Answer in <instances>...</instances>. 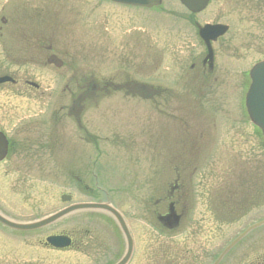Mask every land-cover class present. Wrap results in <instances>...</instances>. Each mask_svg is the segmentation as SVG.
Wrapping results in <instances>:
<instances>
[{
  "label": "rangeland",
  "instance_id": "obj_1",
  "mask_svg": "<svg viewBox=\"0 0 264 264\" xmlns=\"http://www.w3.org/2000/svg\"><path fill=\"white\" fill-rule=\"evenodd\" d=\"M157 26H159V23L153 26L154 30ZM253 32L255 33L254 36H258L256 39L253 38ZM261 34L263 36V41L264 33H261L253 25H240L238 28V35L248 39V41L251 42L252 47L262 45L258 41L261 39ZM53 45L54 47L57 45L62 47L60 43H54ZM68 46L70 47V45ZM68 50L73 52L75 55L78 54V52L80 53L79 62L80 64H84L85 68L90 69L91 71L94 68H98L97 72L101 74L106 72L108 68L107 64L109 63L107 58L102 59L100 57H95V60H93L92 56L87 54L86 50H83L81 47H79L78 50V48L73 46ZM260 57L261 54H259L258 58ZM100 62L101 64H99ZM247 62L251 63V60H247ZM230 64L231 63H227L225 66L228 65L230 67ZM45 78L46 83L50 84L49 78ZM44 88L48 89L49 87L44 85ZM44 88L39 93H36L33 90L31 91V95L34 97V104L29 105L31 114H39V111L42 110V108H40L39 100L43 98L54 103L60 102V99L54 91H48ZM222 94L224 96L221 106L222 115L220 113L219 115L228 116L230 115L227 113L228 111L235 110L237 112V108L235 106L237 100L234 92L227 91ZM15 103L19 105L21 104V102L17 99H15ZM43 107H45L44 109L46 111L48 109H54L49 105H45ZM158 114L159 115L152 112L147 105L142 108L136 107L135 104H131V100H129V102H124L122 99L118 100L113 98L102 101L96 109L86 112L83 123L92 134L96 135V137L100 139V154L103 156L96 154L94 149H92V146L90 150H87L85 147V153L81 154L78 144L71 140L72 138H76L73 134V131H75L74 126L66 124V128L64 130L66 134L61 130L57 133L58 142L55 144L54 149V167H58L60 171L66 172L77 169L79 170L78 172L84 171L86 176V168L90 167V164L87 162L89 158L91 160L99 159L101 166L98 167H104V164L106 163L104 168L108 169V171H105L106 177H102L103 185L107 186L106 188L112 191V198L118 206L119 204L121 205L122 202H125L122 207H124L127 212L132 211L131 220L137 224V219L133 218L135 214L134 209L136 211L139 210L140 208L137 206L138 202L141 199L144 201L152 195L151 181H153V175L156 173L155 167H159L162 172L161 167H166L168 161L172 159L170 154L172 151H168L167 149L172 148L174 145L175 134L172 133L174 125H168V129L166 125H164L165 129H163L162 132L154 138V145L162 156H157L155 154V148H153L152 131L156 129L155 122L160 120L158 118L167 116V110L161 113L159 112ZM218 121L220 122V130L226 132L229 125L226 121L221 123V119ZM233 132L234 131H232V133ZM67 136L70 139H68ZM229 136L226 135V138H229ZM47 155L48 154L45 151L40 150V152H37L35 155V158L27 159L29 160L28 163H31V160L34 161V164L37 162L39 164L43 163L42 167L43 169H46L45 171L41 170L40 167H0V206H3L4 209L10 211L11 204L15 203L17 216L25 219L35 216L34 211L26 204H23V206L18 205L20 202L19 197L24 196L21 192V176H26L27 174L32 177L34 176L35 178V180L31 182V186L35 187L30 195H32V197L43 196L50 198L47 201L45 200V203L42 204L41 214L48 213L54 202L59 200V196L63 192H73V188H70L64 183L67 182V180L63 176L58 175L57 172L53 170V167H44L46 165H51L50 158H48ZM15 159L16 158L14 157V161ZM178 159L181 160L183 157L180 156ZM218 159H220V161L217 162L214 167V171L217 174L221 173V167L223 165L224 172L226 169L230 168V170H232L233 167L236 168V165L239 163L243 164L247 162L246 160H248V158L244 155H237L232 150H229L228 153L222 152V154L218 156ZM23 161H25L24 158H21L20 164H24ZM172 163L175 165L173 161ZM220 165L221 167H219ZM85 181L89 182L88 178L87 180L85 179ZM195 182L197 184L192 189V195L194 196L192 199H197L195 211L196 213H199L204 210L202 209L204 204L200 202V195L211 196L212 193L217 192V185L214 186L213 183L210 184L205 180L203 181L202 187L200 186L199 188L198 177H195ZM93 184L94 182L92 181L91 185ZM211 187H213L214 190H211ZM157 195L159 199H162L164 192L158 190ZM75 197L77 201L84 199L81 194H75ZM132 208L134 209L132 210ZM263 213L264 209H261V211H254L241 222H238L237 225H234L232 229L229 228L224 235H221V238L214 239L211 242L212 246L216 247V249H221L226 244L227 240H230L235 233L240 232L243 229L245 223L247 224L253 221L252 224H254L262 221L263 218L261 217ZM258 230H260V228L253 233L254 235L252 236L253 239L250 241L251 243H253L254 240L258 242L259 239L264 238V228L261 227V231L257 232ZM139 233L142 235V231L140 229ZM149 240L150 239L148 237H145L142 245L145 246ZM181 241V237L178 238V242L183 243ZM163 242L173 243L174 240L169 237L158 235L159 245ZM248 244L245 243L238 250L241 249V251H244ZM255 245L256 244L253 243V248ZM179 247L182 249V246L179 245ZM143 250L144 248L141 249L142 253ZM260 252H264V246L261 247ZM138 257L141 258L139 255L137 258ZM88 259L89 258L84 257L82 260H84L85 264H93ZM49 260L51 263L54 262L52 259Z\"/></svg>",
  "mask_w": 264,
  "mask_h": 264
},
{
  "label": "flooded vegetation",
  "instance_id": "obj_2",
  "mask_svg": "<svg viewBox=\"0 0 264 264\" xmlns=\"http://www.w3.org/2000/svg\"><path fill=\"white\" fill-rule=\"evenodd\" d=\"M262 1L264 3V0ZM253 5L254 4L250 0H240L235 6L236 9L245 16L246 14L251 13ZM111 7L117 8V11H111ZM75 10L79 11L81 17L87 23L97 25L101 24L108 32H111L112 24L115 22L120 24L125 20V13L120 10V6L115 3L112 4L106 0H0V78L11 79V81L0 83V132L5 134L6 138L9 140L8 157L13 153L16 145L19 144L18 142L16 144V140L24 138L32 132L30 130V128H32V123H30L31 119L27 116H20L23 112V108L22 106L15 105L14 93L16 92L19 95L27 97L29 90L34 87L33 84H36L35 81L41 80V78L45 76L43 71H45L47 67V57L43 54L44 52H39L43 55H41L38 59L31 58V56L26 54L27 52H24L25 45L31 43L32 41L37 43H40L43 40L46 41V28L48 26H46L45 23L48 12L65 11L70 13ZM96 12H102L101 19L94 21L92 19L95 18L94 15ZM75 16L76 20H67V24L70 26L73 23L75 24L79 19V16L76 13ZM229 27L231 29L230 25ZM27 60L29 61L27 62ZM32 61L37 62L41 65V67H30V63ZM51 63L53 62H50L49 64ZM33 65L36 66V63H33ZM204 70L207 72L208 68L203 67L202 74H206ZM191 72L195 74L194 70ZM36 76L38 79H35ZM246 79L243 83L235 85V88L243 90L245 88ZM205 86L208 87V85ZM214 86L219 85H213V87ZM124 87L138 88L139 84H128L124 85ZM35 88H38L37 84ZM185 130L184 140L186 144L194 133L186 127ZM195 134L197 135H195L194 138H199V146L201 149L211 144L210 141L208 142L204 139V132L201 131ZM241 144L242 143L237 142L236 140H232L221 143L220 147H225L227 151L232 150L234 153H242V147H240ZM189 146L191 147L192 145L189 144ZM190 147H186V150L192 151L198 149L197 146L193 149ZM4 164L5 163H1L0 167H3ZM92 224L105 227L103 224L97 222H92ZM202 224L204 227L211 226V224L206 221L202 222ZM65 226H69L71 230L64 231L63 221H59L44 230L32 233H16L14 231H7L5 233H7L10 238L20 239L21 243L12 245V247L20 249V247L23 246V250L27 258H29L31 248L43 247L46 251L55 256L56 260L54 261V264H63L64 258L67 259L71 255L77 256L80 254L85 257H90L91 259H89V261L95 264L96 260L94 257L97 252L101 251V249L97 247L98 241L93 239L92 244L84 243L82 237L79 235L78 222L76 220H72L70 224ZM47 230H50L48 234L50 236H56L66 232V234L72 237L74 241L73 245L71 248L65 250H57L46 245L45 240L48 235L43 234V231ZM194 241L195 239H193V242ZM104 251L107 252L108 250L105 249ZM112 255H114V253H110L107 256ZM203 256H205V254H203ZM25 262L26 264H30V260H25ZM103 262L109 264L110 260L105 258ZM141 262L143 264V261H140L139 263L141 264ZM182 262L184 264H191L193 262L207 263L208 260H184ZM236 262L239 263V261L234 259L230 262V264H235ZM12 263H15V260H13L10 264ZM80 263L85 264L84 261ZM177 263L181 262L177 261Z\"/></svg>",
  "mask_w": 264,
  "mask_h": 264
},
{
  "label": "water",
  "instance_id": "obj_3",
  "mask_svg": "<svg viewBox=\"0 0 264 264\" xmlns=\"http://www.w3.org/2000/svg\"><path fill=\"white\" fill-rule=\"evenodd\" d=\"M120 1L126 2L128 4H132V3L139 4V5H148L149 4L147 2L149 0H120ZM250 75H251V79H252V84H251L249 91L247 93V96H246L247 110H248V113H249L251 120L262 130V132L264 134V62L256 65L251 70ZM6 146H7L6 140L0 134V149H2V151H3L0 154V160L4 157V155L6 153ZM63 200L64 201L70 200V198L64 197ZM78 210H102V211L106 210V211H110L118 219L123 230L127 233V228H126L125 223L122 220L121 216L114 209H112L106 205H102V204L74 205V206L58 213L57 215L41 222V223H37V224H33V225H26L25 226V225H15V224H11L9 222H6V223L8 225L15 227V228H18V229H35V228L41 227L47 223L55 221L59 218L64 217L65 215H67L69 213H72V212H75ZM169 218L176 219L173 215H170ZM261 224H263V223H261ZM261 224L256 225L253 228L260 226ZM127 236L129 238L128 233H127ZM129 241H130V247H131V240H129ZM51 242L55 245H58V246H66V245L70 244V241L67 238H53V239H51ZM129 251H131V248L129 249ZM129 254H130V252H129ZM129 254H128L127 258L129 257Z\"/></svg>",
  "mask_w": 264,
  "mask_h": 264
}]
</instances>
